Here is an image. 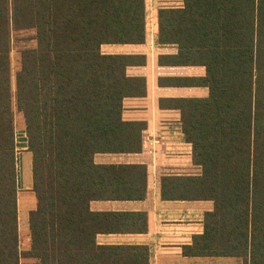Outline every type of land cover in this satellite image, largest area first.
Returning <instances> with one entry per match:
<instances>
[{"label":"trees","instance_id":"trees-1","mask_svg":"<svg viewBox=\"0 0 264 264\" xmlns=\"http://www.w3.org/2000/svg\"><path fill=\"white\" fill-rule=\"evenodd\" d=\"M159 7L157 37L174 45L158 64L201 66L200 76L159 84L205 87V96L160 98L179 111L200 172L161 178L165 200H210L198 255L264 264V0H180ZM145 0H0V262L18 264L14 109L23 120L36 206L28 212L27 264H89L92 200L145 196L146 166L100 163L97 154L138 153L145 122L122 118L123 100L146 93L128 66L145 56L104 53V44H141ZM32 31L10 73L13 33ZM14 105V109H13ZM146 258V248L142 247ZM185 250V248H184ZM146 264V259H145Z\"/></svg>","mask_w":264,"mask_h":264},{"label":"crops","instance_id":"crops-1","mask_svg":"<svg viewBox=\"0 0 264 264\" xmlns=\"http://www.w3.org/2000/svg\"><path fill=\"white\" fill-rule=\"evenodd\" d=\"M163 1L155 0L149 14L145 2L143 43L113 44L118 47L116 53L145 56L143 65L128 66L126 72L145 78L146 93L142 97L125 98L122 110L123 119L145 122L142 149L138 153L95 156V161L100 163L144 164L145 196L138 200L90 201L88 208L94 216L88 221L87 231L93 238V246L113 249L104 254H78L77 257H86L89 264H145V259L146 264H243V259L237 256L192 252L193 237L203 231V215L213 208L210 200H165L161 197L162 177L197 175L200 168L192 162L191 145L181 131L179 111L160 107L159 99L205 96L207 93V89L201 86L158 83L159 78L200 76L204 73L201 66L158 64V55L176 52L174 45H161L156 41L157 9L168 7L160 5ZM178 3L176 6L181 5L180 0ZM15 149L18 264H27L35 260L21 255V252L28 251L31 246L28 212L35 208L36 199L31 189V161L26 142L19 146L18 151L15 145ZM142 247L146 248V258L142 255Z\"/></svg>","mask_w":264,"mask_h":264},{"label":"rangeland","instance_id":"rangeland-1","mask_svg":"<svg viewBox=\"0 0 264 264\" xmlns=\"http://www.w3.org/2000/svg\"><path fill=\"white\" fill-rule=\"evenodd\" d=\"M145 2L147 3V8L149 10L148 14H149L155 0H145ZM178 4H179L178 0H164L163 2L160 3V5L162 6H176ZM32 36H33L32 31L30 30L13 33L11 48L9 53L12 89H13V76L19 66V51L23 47H30L31 45H33V40L31 39ZM117 48L118 47H116V45H111V44L103 45L101 47V51L104 53H112V52H116L118 50ZM13 109H14V105H13ZM14 124H15V134H14L15 145L17 146V151H18L19 146L24 145L25 137L23 131L22 117L19 113L15 111V109H14Z\"/></svg>","mask_w":264,"mask_h":264}]
</instances>
